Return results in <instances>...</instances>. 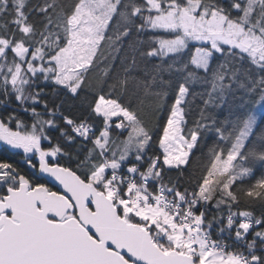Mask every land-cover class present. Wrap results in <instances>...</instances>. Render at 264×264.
Wrapping results in <instances>:
<instances>
[{"label": "snow or ice", "instance_id": "obj_1", "mask_svg": "<svg viewBox=\"0 0 264 264\" xmlns=\"http://www.w3.org/2000/svg\"><path fill=\"white\" fill-rule=\"evenodd\" d=\"M0 142V264H264V0H0Z\"/></svg>", "mask_w": 264, "mask_h": 264}, {"label": "trees", "instance_id": "obj_2", "mask_svg": "<svg viewBox=\"0 0 264 264\" xmlns=\"http://www.w3.org/2000/svg\"><path fill=\"white\" fill-rule=\"evenodd\" d=\"M76 105H79V101L74 102ZM74 112L77 111L76 108L73 109ZM209 140H211V137H209ZM20 150H14L11 149L10 146L4 145L3 143H0V159H10L11 161H21V166L23 167L22 164V157L20 155H16L17 152ZM261 171H264V169L260 168V166H257V175Z\"/></svg>", "mask_w": 264, "mask_h": 264}, {"label": "rangeland", "instance_id": "obj_3", "mask_svg": "<svg viewBox=\"0 0 264 264\" xmlns=\"http://www.w3.org/2000/svg\"><path fill=\"white\" fill-rule=\"evenodd\" d=\"M0 143H3V142H0Z\"/></svg>", "mask_w": 264, "mask_h": 264}]
</instances>
